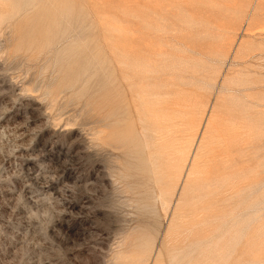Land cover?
<instances>
[{
    "label": "rangeland",
    "instance_id": "rangeland-1",
    "mask_svg": "<svg viewBox=\"0 0 264 264\" xmlns=\"http://www.w3.org/2000/svg\"><path fill=\"white\" fill-rule=\"evenodd\" d=\"M237 79L260 105V151L236 155L242 214L213 220L210 178L184 187L202 130L183 138L184 163L149 162L138 117L182 92L196 100L187 131ZM263 144L264 0H0V264H264Z\"/></svg>",
    "mask_w": 264,
    "mask_h": 264
},
{
    "label": "bare ground",
    "instance_id": "bare-ground-1",
    "mask_svg": "<svg viewBox=\"0 0 264 264\" xmlns=\"http://www.w3.org/2000/svg\"><path fill=\"white\" fill-rule=\"evenodd\" d=\"M254 10H261V5L254 8ZM248 56L244 54L241 59H246ZM122 65H127V63L122 62ZM246 85V82L241 79L227 82L222 87V90L227 92L226 96L219 99L220 102L216 104L213 111L215 120H208L205 124L199 122L197 126H189L187 131L181 129L183 126L182 117L185 110L191 109L192 104H196V100L193 97V99L189 96L185 97L182 92L170 93L163 101H154L149 106L142 102L143 106L141 107L142 109L145 108L142 111L145 122L142 121L140 116L138 117L141 122L140 129L143 132L149 130L153 140L147 152L149 162L152 158L153 161H156L159 154L168 152V160H166L168 165L173 162L184 163L189 145L183 148L181 145L183 138L187 132H189L187 135L191 138L190 133L196 131V128L199 129L198 132L202 130L199 141H194L189 152L188 159L194 149L191 165L187 172L183 174V176L185 175L184 187L187 183L198 180L202 176L210 178L214 190L211 204L213 220H226L231 217H233L232 220H235L238 215L242 214V209H240L234 215V210L231 207L235 203L242 202L243 193L247 189L245 176L249 161L242 160L238 163L236 162V155L245 156L248 152L255 154L260 151L258 150L259 141L255 138V143L248 145V140L252 137L250 136L251 129L248 128L249 123L251 122L252 125L257 126L260 124V119H258L260 113L254 111L251 106L259 108L260 105H258L254 96L243 94L244 90L240 87L244 88ZM246 87L247 91L252 89L251 86ZM134 93L135 90L131 86L130 102H133ZM233 93L245 98L250 107L236 104L234 98L238 96H233ZM138 97L142 100L140 95ZM198 103L200 102L198 101ZM232 104L233 109H231ZM256 143L257 146H255ZM208 163L211 164L210 167H206ZM154 166L160 167L159 164L156 165L155 163ZM179 178L180 171L178 169H175L166 177L170 181H178ZM158 181L160 183L161 180L158 179ZM178 187V185H175V189ZM259 187H264V179L261 180ZM185 188L180 189L184 191ZM172 220H182L178 205L175 206ZM173 228L166 234L164 242L167 247L178 249L177 244H180V242L177 236L180 235V232L177 227ZM134 253L135 251L132 250L127 252L129 256Z\"/></svg>",
    "mask_w": 264,
    "mask_h": 264
}]
</instances>
